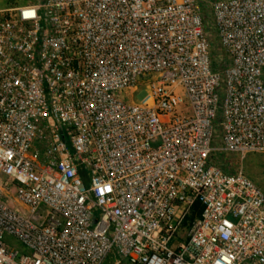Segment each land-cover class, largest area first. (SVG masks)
Instances as JSON below:
<instances>
[{
    "label": "built area",
    "instance_id": "obj_1",
    "mask_svg": "<svg viewBox=\"0 0 264 264\" xmlns=\"http://www.w3.org/2000/svg\"><path fill=\"white\" fill-rule=\"evenodd\" d=\"M214 152L264 153V0H0V264H264Z\"/></svg>",
    "mask_w": 264,
    "mask_h": 264
},
{
    "label": "rangeland",
    "instance_id": "obj_2",
    "mask_svg": "<svg viewBox=\"0 0 264 264\" xmlns=\"http://www.w3.org/2000/svg\"><path fill=\"white\" fill-rule=\"evenodd\" d=\"M206 17L209 35L211 37L212 49L218 50L216 41V30L210 18V10L206 8ZM215 163H219L228 172L242 171L257 183L264 191V153H251L244 158L236 155L214 152L213 159ZM18 249L22 250V244H18Z\"/></svg>",
    "mask_w": 264,
    "mask_h": 264
},
{
    "label": "trees",
    "instance_id": "obj_3",
    "mask_svg": "<svg viewBox=\"0 0 264 264\" xmlns=\"http://www.w3.org/2000/svg\"><path fill=\"white\" fill-rule=\"evenodd\" d=\"M197 211H195V213H193L194 215H193V217L196 215V214H198V212L196 213Z\"/></svg>",
    "mask_w": 264,
    "mask_h": 264
}]
</instances>
